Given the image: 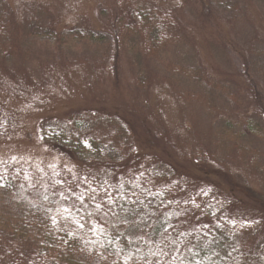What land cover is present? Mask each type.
Masks as SVG:
<instances>
[{
    "label": "rangeland",
    "instance_id": "rangeland-1",
    "mask_svg": "<svg viewBox=\"0 0 264 264\" xmlns=\"http://www.w3.org/2000/svg\"><path fill=\"white\" fill-rule=\"evenodd\" d=\"M166 1L184 3L183 40L153 57L124 52L116 76L105 29L106 9L118 14L116 0H0V175L6 168L15 174L19 194L63 191L77 198L89 168L47 142L43 124L55 126H45L48 132L104 140L117 129L105 118L120 117L133 125L135 139L116 174H164L165 186L188 183L192 196L214 187L232 198L235 216L263 220L264 238V178L244 168L234 150L220 149L215 137L224 117L234 123L248 117L264 134L244 74L264 97V0ZM89 32L105 35L106 43H94ZM173 64L201 65L205 84L168 69ZM245 141L248 158L264 172V136ZM200 151L221 159L205 156L210 167L201 169L192 159ZM7 261L0 245V264Z\"/></svg>",
    "mask_w": 264,
    "mask_h": 264
},
{
    "label": "trees",
    "instance_id": "trees-1",
    "mask_svg": "<svg viewBox=\"0 0 264 264\" xmlns=\"http://www.w3.org/2000/svg\"><path fill=\"white\" fill-rule=\"evenodd\" d=\"M166 2L116 0L117 15L106 9L105 29L112 35L116 76L124 52L135 50L153 57L183 40L184 3ZM205 9L211 12L210 6ZM85 36L96 44L106 43L101 33ZM168 69L197 86L206 82V69L199 64H173ZM244 74L250 82L255 113L264 121V97L249 74ZM144 75L139 71L140 87L145 85ZM206 98V107L212 111L209 91ZM105 119L117 129L104 140L67 129L48 132L45 126H55L43 124L47 142H57L66 156L89 168L79 185V197L63 191L19 194L15 190L19 179L13 182L15 174L7 168L2 171L0 245L6 264H264V238L258 235L263 220L235 216L232 198L220 190L203 188L192 196L188 183L165 186L161 182L164 174H116L125 163L124 150L135 139V131L123 118ZM234 122L223 118L215 136L217 146L227 153L234 150L244 168L264 178L254 159L248 158L251 148L245 141L249 135L264 136L260 124L248 117ZM205 156L221 159L210 151H200L192 158L194 164L209 168Z\"/></svg>",
    "mask_w": 264,
    "mask_h": 264
}]
</instances>
